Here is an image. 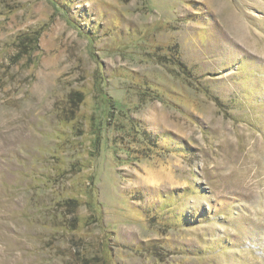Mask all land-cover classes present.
I'll return each instance as SVG.
<instances>
[{
  "label": "rangeland",
  "instance_id": "374dc122",
  "mask_svg": "<svg viewBox=\"0 0 264 264\" xmlns=\"http://www.w3.org/2000/svg\"><path fill=\"white\" fill-rule=\"evenodd\" d=\"M0 264H264V0H0Z\"/></svg>",
  "mask_w": 264,
  "mask_h": 264
},
{
  "label": "trees",
  "instance_id": "16d2710c",
  "mask_svg": "<svg viewBox=\"0 0 264 264\" xmlns=\"http://www.w3.org/2000/svg\"><path fill=\"white\" fill-rule=\"evenodd\" d=\"M37 32L31 31L30 33H25L23 35H19L17 39V46L20 48L18 54H27L30 53L32 48V43L34 44L37 40Z\"/></svg>",
  "mask_w": 264,
  "mask_h": 264
}]
</instances>
